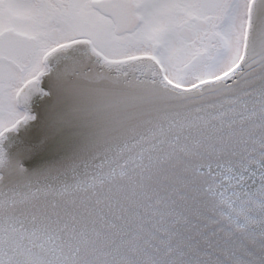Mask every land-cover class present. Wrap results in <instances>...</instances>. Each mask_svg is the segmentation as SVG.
I'll list each match as a JSON object with an SVG mask.
<instances>
[{"label": "snow or ice", "instance_id": "6c2138e0", "mask_svg": "<svg viewBox=\"0 0 264 264\" xmlns=\"http://www.w3.org/2000/svg\"><path fill=\"white\" fill-rule=\"evenodd\" d=\"M0 264H264V0H0Z\"/></svg>", "mask_w": 264, "mask_h": 264}, {"label": "water", "instance_id": "95a60500", "mask_svg": "<svg viewBox=\"0 0 264 264\" xmlns=\"http://www.w3.org/2000/svg\"><path fill=\"white\" fill-rule=\"evenodd\" d=\"M24 166L25 168H28L29 170H31V168L33 167V165H31L27 160L24 161Z\"/></svg>", "mask_w": 264, "mask_h": 264}]
</instances>
